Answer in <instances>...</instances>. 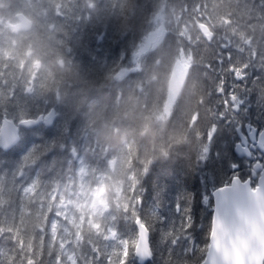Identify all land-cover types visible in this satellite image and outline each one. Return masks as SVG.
<instances>
[{"label":"trees","instance_id":"trees-1","mask_svg":"<svg viewBox=\"0 0 264 264\" xmlns=\"http://www.w3.org/2000/svg\"><path fill=\"white\" fill-rule=\"evenodd\" d=\"M197 7L210 40L196 28ZM159 11L163 21H156ZM17 13L32 21L29 29L12 30ZM0 18V121L55 112L52 125L21 129H40L28 151L0 149V264H131L136 191L141 219L158 217L147 264H198L210 209L194 217L196 246L182 235L165 243L163 230L179 224L176 204H195L197 190L203 197L232 175L234 163L246 164L234 154L237 136L227 127L199 159L217 107L233 126L264 125V0H0ZM161 24L163 36L136 54ZM187 26L197 38L185 48L192 71L171 101ZM111 36L124 44L117 47ZM95 53L106 59L91 64ZM233 83L235 101L228 99ZM240 98L247 111L236 114L232 101L240 105ZM97 121L107 136L94 130ZM236 169L248 175L245 165ZM70 192L75 211L64 200Z\"/></svg>","mask_w":264,"mask_h":264},{"label":"snow or ice","instance_id":"snow-or-ice-1","mask_svg":"<svg viewBox=\"0 0 264 264\" xmlns=\"http://www.w3.org/2000/svg\"><path fill=\"white\" fill-rule=\"evenodd\" d=\"M106 39H109V36L106 34ZM111 39H115L117 41L116 46L121 47L124 44V41L112 37ZM109 45H111V40L109 39ZM87 51L89 55L94 53L91 45H87ZM125 56L124 60L128 59L127 52L128 49L124 47ZM96 59L91 60L90 63L95 65L101 59H106L103 57L101 53H95ZM112 61H115L113 59ZM123 63V62H121ZM239 79H243V77H239ZM225 92V81L221 79L220 86L218 88V93L223 94ZM239 96V85L233 83L231 85V92L229 93L228 99L237 100ZM228 99H225L224 106L227 108ZM240 107L246 112V101L243 98H240ZM52 114H48L47 116L37 114L35 119H31L28 121H22V123L33 124L36 122L43 123H51L52 122ZM229 128V130H234L235 135L240 136L241 140L235 141V146L238 147L241 151L244 152H258L259 158L253 160L250 165V169L259 165L260 167H264V128L256 130L252 126L241 123L239 127L233 126L232 121L228 119V115L226 112L221 111L219 107L216 109V118L208 129L206 136L204 147L202 149V153L199 159H204L209 154V144L214 143V136L218 135L219 130L223 128ZM40 129H31L27 132H21V138L18 143H16L15 129L14 128H5L0 129V138L7 137V140L10 144L13 145V153L19 154L21 152L28 151L29 147L34 143H39L36 140L34 132L39 131ZM232 145L229 146V151H231ZM242 169V162L238 161ZM148 167H146L145 172H147ZM236 185H243L245 187L251 186L250 190L252 192L260 191L258 185L254 183V179L252 175L249 173L247 176H242L239 171H237L236 167L233 166L232 175L227 177L224 182H222L219 186H213L212 190L205 189V194L203 197L200 196L199 191L197 190L196 195V203H190L188 200H184L182 203H178L174 206L176 216L179 219V224L177 225L175 221L168 224L167 227L163 230V239L166 243L169 239L172 240V243H176V238L180 235L183 236V240L185 243H190L193 246L198 245L199 243L194 242L193 235L196 233L197 223L194 222V217H198V214L201 210L207 212L209 209L212 211V217L210 224L207 227V231L204 234L205 239H209L216 234L218 228H221V224L219 223L217 216L221 209V207H227L233 200L242 196V193L236 188ZM134 191L135 188H134ZM203 202L208 207L201 209L200 203ZM141 204V198L139 195V191H136L134 204L132 207V216L135 218V223L137 225L136 234L139 236L140 240L143 242V246L140 251L135 254L130 253L131 264H139V261L142 260L143 264L145 261L151 260L153 258V249L149 243V235L153 230L155 223L158 221V217L155 215L152 217L151 222H145L141 219L138 214V208L135 205ZM163 226L165 222H160ZM199 250V249H197ZM125 264H129V259L125 260ZM264 264V262H262Z\"/></svg>","mask_w":264,"mask_h":264},{"label":"water","instance_id":"water-1","mask_svg":"<svg viewBox=\"0 0 264 264\" xmlns=\"http://www.w3.org/2000/svg\"><path fill=\"white\" fill-rule=\"evenodd\" d=\"M5 128H14L17 140V128L14 127L13 123L10 121L5 122L1 129ZM0 144L4 148L12 145L8 142L7 137L0 138ZM258 186L260 191L252 192L250 190L251 186L236 185L235 187L239 189L242 196L233 200L226 208L221 207L217 216L219 223L222 224V222L230 220L233 223V232L235 231V226L243 225L245 229L251 228L254 232L259 233L261 238H264V177L260 178ZM220 230L221 228H218L216 234L209 238L206 256L200 264H213V252L218 251V249H214L212 245L219 239ZM142 246L143 242L138 238L135 251H140ZM139 263L143 264V261L140 260ZM241 264H243V257H241Z\"/></svg>","mask_w":264,"mask_h":264},{"label":"clouds","instance_id":"clouds-1","mask_svg":"<svg viewBox=\"0 0 264 264\" xmlns=\"http://www.w3.org/2000/svg\"><path fill=\"white\" fill-rule=\"evenodd\" d=\"M94 130L101 136H107L102 122H94ZM119 134V130L112 132L113 136ZM219 239L212 245L218 251L213 252V264H262L264 262V238L251 228L245 229L243 225L235 226L233 232L232 221H224L221 224Z\"/></svg>","mask_w":264,"mask_h":264},{"label":"bare ground","instance_id":"bare-ground-1","mask_svg":"<svg viewBox=\"0 0 264 264\" xmlns=\"http://www.w3.org/2000/svg\"><path fill=\"white\" fill-rule=\"evenodd\" d=\"M82 8V7H81ZM80 9V8H79ZM85 11V10H84ZM83 11V12H84ZM50 12V11H49ZM77 12H80L79 10H77ZM52 13V12H51ZM49 15V14H48ZM54 17V16H53ZM53 17H51V18H53ZM57 17V16H56ZM45 18V17H44ZM48 18H49V16H48ZM51 18H49V20L51 19ZM59 18V17H58ZM46 20V19H45ZM53 20H54V18H53ZM59 21V20H58ZM45 22V21H44ZM47 22V21H46ZM49 22V21H48ZM52 23H53V21H51ZM57 22H55V24H56ZM49 24V23H48ZM55 26V25H54ZM187 160V159H186ZM61 167V166H60ZM65 169V168H64ZM26 171V170H25Z\"/></svg>","mask_w":264,"mask_h":264},{"label":"rangeland","instance_id":"rangeland-1","mask_svg":"<svg viewBox=\"0 0 264 264\" xmlns=\"http://www.w3.org/2000/svg\"><path fill=\"white\" fill-rule=\"evenodd\" d=\"M152 40V38H150L148 41Z\"/></svg>","mask_w":264,"mask_h":264}]
</instances>
